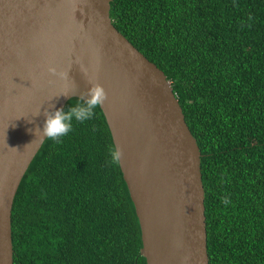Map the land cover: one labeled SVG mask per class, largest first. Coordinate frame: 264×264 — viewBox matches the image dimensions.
I'll return each mask as SVG.
<instances>
[{"label":"trees","instance_id":"16d2710c","mask_svg":"<svg viewBox=\"0 0 264 264\" xmlns=\"http://www.w3.org/2000/svg\"><path fill=\"white\" fill-rule=\"evenodd\" d=\"M110 18L197 141L208 264H264V0H112ZM113 147L100 108L45 140L13 201V264H146Z\"/></svg>","mask_w":264,"mask_h":264},{"label":"water","instance_id":"95a60500","mask_svg":"<svg viewBox=\"0 0 264 264\" xmlns=\"http://www.w3.org/2000/svg\"><path fill=\"white\" fill-rule=\"evenodd\" d=\"M111 1L0 0V264H13V201L45 142L29 130L91 83L107 93L100 109L146 264L209 263L197 141L165 74L112 24Z\"/></svg>","mask_w":264,"mask_h":264},{"label":"clouds","instance_id":"9594fccd","mask_svg":"<svg viewBox=\"0 0 264 264\" xmlns=\"http://www.w3.org/2000/svg\"><path fill=\"white\" fill-rule=\"evenodd\" d=\"M48 72L60 79H65L68 73L64 71H57L56 67L49 66ZM83 98L77 100L67 108H56L50 106L43 112L44 120L41 127L30 129L35 136V139L59 142L63 137H66L73 131L74 123H84L92 120L97 113V109L101 107L107 99V93L102 85L99 83H91ZM67 95V94H63ZM38 112L36 116H39ZM35 117V116H34ZM34 139V140H35ZM112 163H116L122 156V150L113 147L109 151ZM225 204L229 203L225 198Z\"/></svg>","mask_w":264,"mask_h":264}]
</instances>
